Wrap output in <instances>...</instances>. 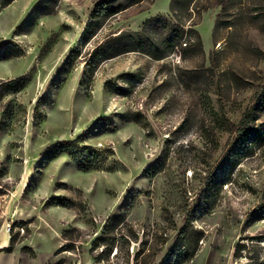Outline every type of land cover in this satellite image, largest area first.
Segmentation results:
<instances>
[{
	"label": "rangeland",
	"instance_id": "1",
	"mask_svg": "<svg viewBox=\"0 0 264 264\" xmlns=\"http://www.w3.org/2000/svg\"><path fill=\"white\" fill-rule=\"evenodd\" d=\"M98 1L0 9V43L23 48L0 58V79H22L0 99V264H264V143L237 139L252 114L264 122V0L92 16ZM159 14L149 51L92 63L99 43ZM72 139L98 148L93 166L54 146ZM187 222L203 230L190 259Z\"/></svg>",
	"mask_w": 264,
	"mask_h": 264
},
{
	"label": "trees",
	"instance_id": "2",
	"mask_svg": "<svg viewBox=\"0 0 264 264\" xmlns=\"http://www.w3.org/2000/svg\"><path fill=\"white\" fill-rule=\"evenodd\" d=\"M13 0H0V9L9 5ZM140 1V0H137ZM135 0H99L92 11V16H112L121 12L122 10L131 6ZM179 0H172L170 4V10L175 11V5ZM164 15H156L144 22L143 29L139 32H133L130 30H120L115 35H110L105 42L99 43L94 47L91 53L92 63L98 65L100 62L110 58L114 55H117L121 52L128 50H142L144 52L149 51L145 45V42L150 39L149 37V25L151 22H154L158 19L164 18ZM173 30L178 29V26H172ZM171 30V32L173 31ZM180 35L182 37L185 32V28H179ZM200 41V37L198 36ZM179 40H170L168 43L169 48L173 49ZM187 44V42L184 40ZM23 53V48L13 43L11 40L0 43V58H8L12 56H18ZM156 56L159 54L154 53ZM22 84V79L20 77L16 78H7L0 79V99L4 96L5 93L12 91ZM107 84L114 88L120 89L123 92H126L124 88L118 86L114 82L108 81ZM263 102L262 97L257 100L258 105H261ZM254 113V112H253ZM252 126L241 128L238 130L237 139H239V145L242 149L251 150L256 144L264 143V122L257 123V117L255 114H252L250 120ZM56 148L61 150H69L71 155L78 160V162L85 167H91L95 164L97 159L100 157V152L98 148L83 145L77 139L64 140L58 143H55ZM60 202L64 205H72L74 202L67 198H60ZM107 226L103 230L100 236H98V242L105 239L107 236ZM181 242L183 246V253L186 258H192L198 248L199 241L203 237V230L196 229L194 226L187 222L180 231ZM129 235V234H128ZM134 235V239L137 240L138 236Z\"/></svg>",
	"mask_w": 264,
	"mask_h": 264
}]
</instances>
